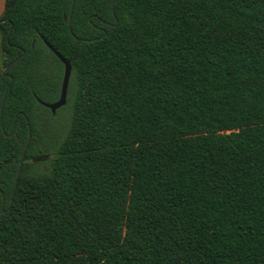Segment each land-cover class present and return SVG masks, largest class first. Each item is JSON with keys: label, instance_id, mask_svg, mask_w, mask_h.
<instances>
[{"label": "trees", "instance_id": "trees-1", "mask_svg": "<svg viewBox=\"0 0 264 264\" xmlns=\"http://www.w3.org/2000/svg\"><path fill=\"white\" fill-rule=\"evenodd\" d=\"M4 4L0 264H264V0Z\"/></svg>", "mask_w": 264, "mask_h": 264}, {"label": "water", "instance_id": "water-1", "mask_svg": "<svg viewBox=\"0 0 264 264\" xmlns=\"http://www.w3.org/2000/svg\"><path fill=\"white\" fill-rule=\"evenodd\" d=\"M49 49L52 50L50 47H49ZM52 52L56 55V57L60 60V62L64 66V75H63V80H62V86H61L59 99L55 103H53V104H42V105L45 108L49 109L52 112V114H54L56 112V110L63 107L66 103V95H67L68 82H69V78H70V74H71V67H70V64L67 61H65L54 50H52ZM12 65H13V63H11L7 66V68L3 72V76H5V73L11 68ZM22 159H23V157L20 160V164L22 163Z\"/></svg>", "mask_w": 264, "mask_h": 264}, {"label": "crops", "instance_id": "crops-1", "mask_svg": "<svg viewBox=\"0 0 264 264\" xmlns=\"http://www.w3.org/2000/svg\"><path fill=\"white\" fill-rule=\"evenodd\" d=\"M4 8H5L4 0H0V18L4 13Z\"/></svg>", "mask_w": 264, "mask_h": 264}, {"label": "rangeland", "instance_id": "rangeland-1", "mask_svg": "<svg viewBox=\"0 0 264 264\" xmlns=\"http://www.w3.org/2000/svg\"><path fill=\"white\" fill-rule=\"evenodd\" d=\"M4 70H5V69H4V67L1 65V62H0V72H2V73H3V72H4Z\"/></svg>", "mask_w": 264, "mask_h": 264}]
</instances>
